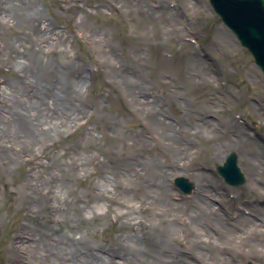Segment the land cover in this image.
<instances>
[{
    "label": "rangeland",
    "instance_id": "1",
    "mask_svg": "<svg viewBox=\"0 0 264 264\" xmlns=\"http://www.w3.org/2000/svg\"><path fill=\"white\" fill-rule=\"evenodd\" d=\"M26 1L62 37V43L43 51L33 45L37 49L26 50L27 62L52 81L56 69L84 67L92 78L81 100L90 114L81 128L56 135L42 159L44 166L34 169L37 180L52 173L68 190L66 214L40 204L25 219L27 199L22 188L27 166L0 171V264H10V240L22 223L33 236H49L53 242L60 235H76L91 246L115 245L133 233L129 221L115 220L106 206L79 221V215L94 202L106 203L95 201V188L98 178L112 167L135 158L165 166L171 161L167 142L154 132L161 125L153 128L152 112L130 96V88L136 89L139 99L155 100L158 117L177 128L178 138L193 144L188 163L208 176L209 189L225 194L224 201H214L225 217L232 222L242 214L249 217L250 207L264 206L258 192L264 186V75L209 0H168L165 11L162 0ZM17 29L4 31L1 41L16 45L27 32ZM12 49L6 59L15 63L16 50ZM16 79L15 73L0 66L1 82ZM231 154L237 156L245 178L238 187L227 185L217 172ZM252 159L263 162L253 184L247 174ZM75 160L86 168L78 177L66 165ZM178 177L189 182L182 173L170 172L172 200L195 205L197 185L189 182L193 189L183 194L174 184ZM135 191L138 200L135 186L118 190L114 198L134 200ZM146 207L138 215L154 222L156 210L150 202ZM60 217L64 222L55 224ZM259 231L245 233L237 242L224 240L220 254L226 255L228 248L236 257L234 264H264V234ZM180 239L178 246L187 249L188 240Z\"/></svg>",
    "mask_w": 264,
    "mask_h": 264
},
{
    "label": "bare ground",
    "instance_id": "2",
    "mask_svg": "<svg viewBox=\"0 0 264 264\" xmlns=\"http://www.w3.org/2000/svg\"><path fill=\"white\" fill-rule=\"evenodd\" d=\"M162 2L165 11L168 0ZM32 6L33 3L26 0H0V66L18 77L15 81H0V171L27 166L28 178L22 188L27 199L25 219L37 212L40 204L43 209L46 206L59 215L67 212L68 190L52 173L37 180L34 169L44 166L42 159L56 135L84 126L82 121L90 113L81 94L92 78L84 67L64 66L52 71L56 74L52 81L46 78L43 70L35 69L27 62L26 50L34 52L38 48L43 51L62 43L59 33L46 24ZM15 26L18 32L27 29L24 39H18L13 46L8 41L2 42L4 31ZM12 48L16 50L15 63L6 59ZM133 83L138 82L134 80ZM130 93L136 102L147 105L152 112L153 128L161 125V131L154 132L167 142L166 152L171 161L165 166L135 158L112 167L109 174L98 178L95 188V201L100 199L106 203L94 202L79 215V221L86 219L88 214L96 215L106 206V211L113 214L115 220L129 221L128 227L133 233L126 235L123 241L119 239L115 245L91 246L76 235L69 238L60 235L53 242L49 236L36 237L22 223L10 240V264H234V252L227 248V254L221 255L220 243L224 240L237 242L240 236L256 229L260 230L258 234H264V218H260L264 215V206H252L249 217L242 214L232 222L225 217L214 203L224 201L225 194L219 189H209L208 176L188 163L193 144L178 138L177 128L158 117L155 100L139 99L136 89L130 88ZM250 164L247 174L253 184L257 181L255 172L263 162L260 159L256 163L252 159ZM66 165L74 177L86 172L84 164L78 160L66 161ZM170 172L182 173L190 183L197 185L195 205L190 207L188 201L172 200L167 180ZM131 186L139 189L138 200V191L133 193L134 200H115L118 190ZM260 189L259 196L264 199V186ZM147 202L156 210L154 222L138 215L148 210ZM64 217L55 219V224L64 222ZM182 237L188 240L187 249L178 246Z\"/></svg>",
    "mask_w": 264,
    "mask_h": 264
},
{
    "label": "water",
    "instance_id": "3",
    "mask_svg": "<svg viewBox=\"0 0 264 264\" xmlns=\"http://www.w3.org/2000/svg\"><path fill=\"white\" fill-rule=\"evenodd\" d=\"M214 12L253 56L255 64L264 74V0H209ZM219 174L230 186L242 185L245 181L237 165V156L231 154L226 163L218 168ZM175 185L184 193L192 186L184 178H177Z\"/></svg>",
    "mask_w": 264,
    "mask_h": 264
}]
</instances>
